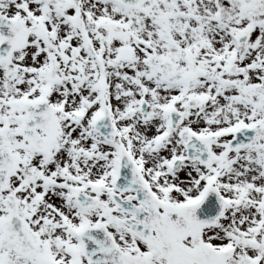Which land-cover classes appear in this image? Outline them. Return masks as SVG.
<instances>
[{"label":"snow or ice","instance_id":"6c2138e0","mask_svg":"<svg viewBox=\"0 0 264 264\" xmlns=\"http://www.w3.org/2000/svg\"><path fill=\"white\" fill-rule=\"evenodd\" d=\"M0 264H264V0H0Z\"/></svg>","mask_w":264,"mask_h":264}]
</instances>
